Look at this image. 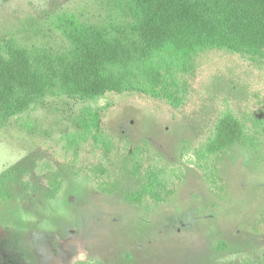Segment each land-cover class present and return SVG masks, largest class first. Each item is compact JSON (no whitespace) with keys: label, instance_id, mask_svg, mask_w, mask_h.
Here are the masks:
<instances>
[{"label":"rangeland","instance_id":"rangeland-1","mask_svg":"<svg viewBox=\"0 0 264 264\" xmlns=\"http://www.w3.org/2000/svg\"><path fill=\"white\" fill-rule=\"evenodd\" d=\"M105 1L0 0V43L58 53L67 42L56 17L102 24ZM179 82L178 109L140 94L49 97L0 126V264L255 262L264 249V56L208 50ZM87 111L98 112L109 150L82 134ZM226 113L244 140L191 165L182 153L202 150ZM143 144L183 169L165 202L125 201L138 185L127 151Z\"/></svg>","mask_w":264,"mask_h":264},{"label":"trees","instance_id":"trees-1","mask_svg":"<svg viewBox=\"0 0 264 264\" xmlns=\"http://www.w3.org/2000/svg\"><path fill=\"white\" fill-rule=\"evenodd\" d=\"M105 4L108 17L102 24L56 17L55 27L67 42L58 53L21 48L10 39L0 43V126L49 97L94 102L109 93L140 94L178 109L185 99L179 76L190 70L199 54L220 50L264 56V0H106ZM80 124L84 136L109 150L97 111H87ZM244 136L242 124L226 113L203 149H186L182 157L193 159L191 165L194 158L202 163ZM127 154L138 185L125 195L126 202L138 204L149 198L162 203L174 195L184 175L179 165L159 163L146 144ZM92 180L101 192H110L99 177ZM241 264H264V249L254 263L248 258Z\"/></svg>","mask_w":264,"mask_h":264}]
</instances>
